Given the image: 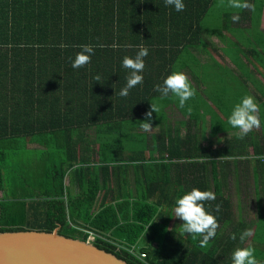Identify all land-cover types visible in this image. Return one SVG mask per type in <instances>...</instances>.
I'll list each match as a JSON object with an SVG mask.
<instances>
[{
	"label": "trees",
	"instance_id": "obj_1",
	"mask_svg": "<svg viewBox=\"0 0 264 264\" xmlns=\"http://www.w3.org/2000/svg\"><path fill=\"white\" fill-rule=\"evenodd\" d=\"M183 2L185 9L177 12L165 0H0V232L57 229L86 241L93 231L104 238L96 237L95 246L128 264H232V253L243 246L231 237L239 235L243 220L225 191L227 167L236 160L254 164L253 186L261 191L264 160L258 157L264 156V140L250 132L252 153L245 144L233 145L244 140L238 135L213 145L212 135L183 137L155 112L151 124L160 126L155 135L140 126L149 103L167 105L174 97L161 99L155 85L176 71L177 60L183 65L189 55L195 58L194 50L206 47L200 22L214 0ZM262 7H256L251 35L260 33ZM224 15L230 23V14ZM219 36L224 37L221 30ZM85 44L103 47L95 48L89 64L74 69L72 61ZM140 45L149 50L143 83L122 97L130 73L123 58L135 57ZM241 52L260 62L264 49ZM215 101L218 109L224 106ZM231 129L238 130L217 131ZM29 139L37 147L26 155ZM15 157L11 167L8 158ZM192 188L216 196L205 208L219 228L205 248L183 233L174 215L176 199ZM254 194L262 214L263 196ZM236 218L239 224L228 233ZM253 236L260 244L254 255L264 264V231ZM131 246L145 257L130 254Z\"/></svg>",
	"mask_w": 264,
	"mask_h": 264
},
{
	"label": "crops",
	"instance_id": "obj_2",
	"mask_svg": "<svg viewBox=\"0 0 264 264\" xmlns=\"http://www.w3.org/2000/svg\"><path fill=\"white\" fill-rule=\"evenodd\" d=\"M243 16L244 15L240 16L241 22L238 21V23L233 22V19L230 17V23L227 24V15H224L222 21L221 19L219 20L218 25L221 28L220 30L224 36L223 38H220L219 31L217 32V35L211 34L215 35L217 38L211 37V35L210 37L202 35L203 28L201 21V37H204L206 47H198L193 51L195 58L185 59L183 65H179L177 60L176 64H178H175L173 67L174 70L183 71L188 75L189 81L196 91V95L194 98L188 100L186 102V105L189 104L191 106L195 103L196 109L186 111V113L182 115L183 110H180L178 108L179 100L175 96L170 99L171 102L169 100V104L167 105H164L162 102L159 103V101H157L156 104L159 106L161 112L163 113H161V119L166 117V121L170 124V126H168L179 128L183 137L186 136L187 133H189L193 137H198V139L203 135L207 138L212 135V144L221 145L225 141H228L231 137L238 135L239 130H221L220 132L217 130L218 128L223 126H231L228 123V117L231 114L234 105L240 102L241 98L244 95H252L253 97H255L256 102L262 106V112L264 111V77L263 75L259 74V72H264V54L260 52L263 58L260 60V62L257 60L255 61L256 56L251 61L241 54V51L244 47H255L262 50L264 49V44L257 43V41L260 43H264V4L262 7L261 15L259 16V29H261L262 31L260 32L259 30V32L261 33L260 37H257L256 35L251 36V34L246 35L244 38L242 37L238 39H234L232 37L234 35V32L242 30L239 33L243 34V30L247 32L250 30V26L252 27V22H246V19L241 18ZM228 25L230 29L228 28ZM213 39L215 40L216 44L211 45ZM241 39L242 45H240ZM233 41L235 45L232 44ZM211 49L213 50V52H219L220 59L216 58L215 55L212 54ZM204 54L206 56H204ZM229 57L232 61L229 59ZM259 82L262 83V86L258 85ZM200 84H204V90L198 92L197 88ZM222 88L224 92L223 90H221ZM221 94H224L223 98L218 97L221 96ZM216 98L220 99L224 104V106H222V108L220 109H218L214 104L217 103L215 101ZM261 116L264 117V112ZM191 117L193 118V120ZM200 119L201 122L199 123ZM152 127L153 129L150 132H147L149 137L155 135V133L158 132L160 126L152 125ZM212 130L215 131L212 132ZM253 132L256 136H258L256 138L260 142H263L262 140H264V122L261 123V127L259 129H256V131ZM250 136L251 134L249 133L246 137H244V140L235 141L233 145L238 149L244 144L247 147ZM36 147L37 145L35 143L27 141L26 149L34 150ZM247 151H249V153H252V147L248 146ZM253 167L254 164H250L249 162H243L242 164L237 160L236 162H232L227 167V170L230 173H228V177L226 179L227 185L225 187V191L228 192L231 197L233 212L235 216L240 217L243 220V223L238 228L239 235L234 240V244L242 245L243 247H254V245L260 246L258 242L254 241L253 234L252 236L246 238L243 242H241L240 240V235L246 229H251L252 233L260 229L264 231V209L262 210V214L259 213V211L255 207V202L254 206L251 208L250 200L249 206H245L243 195H240L239 193H237V191H231L230 188L233 186L237 188L238 186L236 183H238L239 180H241V184H243V186L249 184L250 182L252 184L251 188L249 185V187H246L245 189L246 191L251 192L254 200V193L258 189V187L253 186L254 181L256 184L255 178L257 177L256 172H254L252 174L254 179L253 181L251 176ZM263 168L264 166L262 165L259 170V172L261 171L260 176L261 174H264ZM250 176L251 181L249 179ZM239 192L242 194L243 191L241 190ZM238 194L240 196H238ZM262 201L264 202V196L262 197ZM260 215L262 216L261 218ZM232 224H239L238 219L236 218L232 222H230V224H228V226L226 227L228 233H231L230 227ZM260 225L262 226L259 229L258 227Z\"/></svg>",
	"mask_w": 264,
	"mask_h": 264
},
{
	"label": "clouds",
	"instance_id": "obj_3",
	"mask_svg": "<svg viewBox=\"0 0 264 264\" xmlns=\"http://www.w3.org/2000/svg\"><path fill=\"white\" fill-rule=\"evenodd\" d=\"M166 6H174L177 12L185 9L183 0H165ZM227 6L236 10H254V5L250 4L248 0H227ZM234 22L240 19L239 14H234L232 17ZM66 47V45H61ZM96 47H103L102 44L80 45V51L75 55L72 61L74 69L82 68L91 62V57L94 55ZM149 54V50L143 45L139 46V51L135 57L125 56L123 58V67L130 70L127 77V84L121 89L119 95L126 97L129 90L143 83V71L145 69V60ZM71 59V58H70ZM97 82L100 81V76L95 77ZM154 90L160 93V98L164 99L171 93L179 100V108L183 109L186 102L195 97L196 91L189 81L188 75L183 71L171 72L163 81V84L155 85ZM160 108L157 104L151 103L150 110L145 113V120L140 122L141 129L144 132H150L153 127L151 121L153 119V112L158 114ZM190 111V109H189ZM228 123L232 128L238 129V138L244 139L254 129L261 127V120L259 117V105L255 97L252 95H244L240 102L236 103L228 117ZM264 160V156L258 157ZM216 199L215 193L212 191H202L198 188H192L190 191L184 193L175 201L174 215L175 218L182 221L181 227L184 234L191 235L195 240L199 238V246L205 248L209 245L210 240L214 239L219 228V224L215 215L205 208L206 201H213ZM221 206L216 205L215 211L219 212ZM252 230L246 229L240 235L241 242L246 238L252 236ZM236 239L235 234L231 237ZM255 249L251 246L238 247L232 253V264H261L254 255Z\"/></svg>",
	"mask_w": 264,
	"mask_h": 264
},
{
	"label": "water",
	"instance_id": "obj_4",
	"mask_svg": "<svg viewBox=\"0 0 264 264\" xmlns=\"http://www.w3.org/2000/svg\"><path fill=\"white\" fill-rule=\"evenodd\" d=\"M0 264H128L93 243L38 230L0 232Z\"/></svg>",
	"mask_w": 264,
	"mask_h": 264
},
{
	"label": "rangeland",
	"instance_id": "obj_5",
	"mask_svg": "<svg viewBox=\"0 0 264 264\" xmlns=\"http://www.w3.org/2000/svg\"><path fill=\"white\" fill-rule=\"evenodd\" d=\"M248 2L252 5H254V10H251V9H246V10H236V9H231L227 6V0H214V2L212 3V5L210 6L208 12H207V15H205L202 19V28H203V31H202V35H205L206 37H210L211 34H215L217 35V32L221 29L220 26L218 25V22L219 20L223 19V14L224 12L226 14H230V17L232 18L234 14H239V16L241 15H244L243 17H241L242 19H246V22H252L254 21L255 17L258 16L256 14V7L260 4H264V0H248ZM241 11V12H240ZM260 20V19H259ZM241 22V21H240ZM238 27V26H236ZM241 28V27H240ZM238 29V28H236ZM242 31V30H241ZM260 32H262L260 30ZM256 36L257 37H260V34L261 33H257L255 32ZM215 35H211V37H214V38H217ZM246 35H249L248 31L246 32L245 30H243V34L242 33H238V34H234L232 37L234 39H238V38H244ZM251 36H255V35H251ZM242 42V39L240 40V45ZM216 44L215 40L213 39V41L211 42V45H214ZM220 45V44H218ZM212 51V54L215 55L216 58L220 59V55H219V52H213V50L211 49ZM203 54V53H202ZM204 56H206L204 54ZM191 55H189L187 58H190ZM229 59L231 60V58L229 57ZM232 61V60H231ZM204 88V84H200L199 87L197 88L198 92H201ZM149 105H151V103H149ZM195 103L192 104L191 106L188 104V105H185V107L182 109V115L184 113H186V111H189V109H196L195 107ZM187 107H190V108H187ZM179 108V107H178ZM181 110V108H179ZM162 113L161 112V109L160 111L158 112V114ZM155 113L153 112L152 115H154ZM201 122V119L199 121V123ZM170 124L166 121V126L169 127ZM159 126V125H158ZM253 131H256V129H254ZM29 142H31V140L29 139L28 140ZM34 150H29V151H26V155H30L33 152ZM15 159V160H14ZM14 159L12 158H8V162L10 163L11 167H15L16 164H17V158L15 157ZM243 177V176H242ZM241 177V179H242ZM246 178V177H245ZM244 178V179H245ZM251 181V180H250ZM259 184H260V181H259ZM250 185V188L252 186V184L249 182V184L243 186V184H241V180L238 181L237 183V186L239 187V189H241L242 191H245L246 187H249ZM261 185V184H260ZM262 186V190L260 191L259 188L257 189L258 190V196H264V183L261 185ZM230 190L232 191H237V193H239L240 195H242L239 190L236 188V187H231ZM240 190V191H241ZM248 195L246 196H243V199H244V202H249L250 200V206L251 208L254 206V200H253V197H252V194L251 192H247ZM238 194V196H240ZM249 198V199H248Z\"/></svg>",
	"mask_w": 264,
	"mask_h": 264
},
{
	"label": "built area",
	"instance_id": "obj_6",
	"mask_svg": "<svg viewBox=\"0 0 264 264\" xmlns=\"http://www.w3.org/2000/svg\"><path fill=\"white\" fill-rule=\"evenodd\" d=\"M87 233H88V238H87V241H88V242H91V243H92V241H93L96 237L101 238V239H104L102 236L96 234V233L93 232V231H87ZM116 245H117L118 247H122V245H118V244H116ZM127 251H128L130 254H132V255L138 257L139 259H142V258L145 257V254H144V253H137V251L135 250V247H134V246H131V247L127 248Z\"/></svg>",
	"mask_w": 264,
	"mask_h": 264
}]
</instances>
